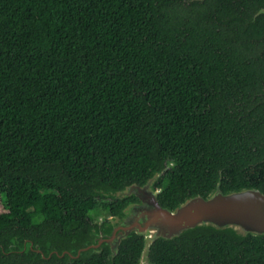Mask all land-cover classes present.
I'll return each mask as SVG.
<instances>
[{
	"label": "trees",
	"instance_id": "1",
	"mask_svg": "<svg viewBox=\"0 0 264 264\" xmlns=\"http://www.w3.org/2000/svg\"><path fill=\"white\" fill-rule=\"evenodd\" d=\"M262 7L0 0V264H67L19 251L79 243L95 216L137 200L107 202L99 191L144 185L168 165L156 185L164 207L207 197L220 180L225 193L264 192ZM143 248L133 235L114 264H138ZM150 258L264 264V237L199 229L156 241Z\"/></svg>",
	"mask_w": 264,
	"mask_h": 264
},
{
	"label": "water",
	"instance_id": "2",
	"mask_svg": "<svg viewBox=\"0 0 264 264\" xmlns=\"http://www.w3.org/2000/svg\"><path fill=\"white\" fill-rule=\"evenodd\" d=\"M204 1V0H197ZM264 14V9L257 15ZM170 168L156 172L142 185L133 183L123 189H103L99 194L105 201H130L116 215L95 221L83 239L68 248L53 247L44 252L39 244L27 242L19 252L27 248L36 253L35 258L50 260L65 259L73 264L110 251L108 264H114L124 241L133 235L144 238V248L138 264H154L150 258L152 245L158 240H175L199 229L227 232L241 240L254 236L264 237V192L255 187L225 193L221 180L207 196L188 197L175 209L164 207L159 202L160 178ZM29 243V246H27Z\"/></svg>",
	"mask_w": 264,
	"mask_h": 264
},
{
	"label": "flooded vegetation",
	"instance_id": "3",
	"mask_svg": "<svg viewBox=\"0 0 264 264\" xmlns=\"http://www.w3.org/2000/svg\"><path fill=\"white\" fill-rule=\"evenodd\" d=\"M261 9H264V7L260 8L259 10H261ZM259 10H258V11H259ZM258 11H257V12H258ZM256 14H257V13H256ZM256 14L253 16V18L256 16ZM261 15H263V14H261ZM261 39L264 41V31H263V34H262V38H261ZM263 94H264V89H263V93H261V94L259 93V94H257V95H260V96H261V95H263Z\"/></svg>",
	"mask_w": 264,
	"mask_h": 264
},
{
	"label": "rangeland",
	"instance_id": "4",
	"mask_svg": "<svg viewBox=\"0 0 264 264\" xmlns=\"http://www.w3.org/2000/svg\"><path fill=\"white\" fill-rule=\"evenodd\" d=\"M106 215H99V216H95V221H100L101 218L105 217Z\"/></svg>",
	"mask_w": 264,
	"mask_h": 264
}]
</instances>
